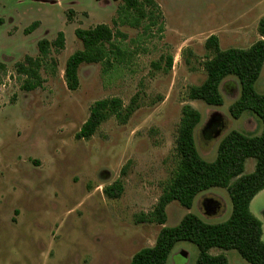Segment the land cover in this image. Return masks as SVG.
<instances>
[{
    "label": "rangeland",
    "instance_id": "obj_1",
    "mask_svg": "<svg viewBox=\"0 0 264 264\" xmlns=\"http://www.w3.org/2000/svg\"><path fill=\"white\" fill-rule=\"evenodd\" d=\"M153 2L155 8L146 5L135 24L137 16L123 11L120 0H0V264H128L137 251L154 245L162 227L176 226L187 214L208 224L230 216L227 192L212 188L197 195L190 209L167 205L162 226L141 219L175 172L185 105L200 113L194 138L207 162L230 131L260 134L255 115L233 119L229 113L239 96L235 78L220 84L218 107L189 100L188 90L205 79L207 38L216 36L221 50L246 49L262 39L264 0ZM101 24L114 35L109 63L80 65L78 87L71 91L64 69L82 49L75 30ZM59 33L63 48L52 45L42 57L38 42L52 43ZM26 57L42 61V82L32 91L16 72ZM254 89L264 94V65ZM113 98L121 101L122 116H109L90 139L77 140L93 103ZM127 109L132 112L124 120ZM254 166L247 159L244 174ZM117 181L121 196L107 198L103 189ZM206 200L218 203L215 214H205ZM250 211L262 223L264 241V190ZM209 253L222 254L228 264H248L234 250ZM197 256L195 245L179 242L166 264H195Z\"/></svg>",
    "mask_w": 264,
    "mask_h": 264
},
{
    "label": "trees",
    "instance_id": "obj_2",
    "mask_svg": "<svg viewBox=\"0 0 264 264\" xmlns=\"http://www.w3.org/2000/svg\"><path fill=\"white\" fill-rule=\"evenodd\" d=\"M99 1V0H97ZM123 11L134 13L135 24L145 17L146 5L155 8L153 0H120ZM145 3V4H144ZM3 20L0 18V27ZM32 25L29 30H33ZM258 34L262 38L249 48H229L221 50L216 36H210L204 47L210 53L202 63L204 81L188 90V99L200 101L207 106H221L223 99L219 92L220 84L227 77H233L239 85V96L229 107L233 119H239L244 112L255 115L261 123V132L257 136H248L232 130L218 143L216 157L207 162L198 153L194 130L199 124L200 113L190 105L181 111L175 138V172L162 190L152 212L142 215L143 222H166V207L177 202L181 207L190 209L197 195L212 188L224 189L231 202L228 219L218 224H208L192 214L185 215L174 227H162L152 247L137 251L128 264H166L174 246L179 242H188L198 249L195 264H228L225 256L211 255V249L234 250L248 264H264V241L262 223L250 211L253 198L264 190V94H258L254 84L259 79L264 65V20L258 24ZM76 38L82 49L68 57L64 77L69 90L78 87L77 71L82 64L109 63L111 41L114 37L106 25H97L91 29L75 30ZM63 48V34L59 33L52 43L47 40L38 42L39 54L45 57L51 46ZM41 59L26 57L16 64V72L25 77L23 88L32 91L39 87L42 79L39 74ZM171 59H168V67ZM4 65L0 63V71ZM123 108L119 99H104L93 103L88 119L75 135L77 140H88L109 116L121 117ZM132 110L127 109L124 120ZM247 159L255 161L254 170L244 174ZM123 192L120 181L103 189L109 199H118Z\"/></svg>",
    "mask_w": 264,
    "mask_h": 264
},
{
    "label": "water",
    "instance_id": "obj_3",
    "mask_svg": "<svg viewBox=\"0 0 264 264\" xmlns=\"http://www.w3.org/2000/svg\"><path fill=\"white\" fill-rule=\"evenodd\" d=\"M203 209L205 211V214L210 216V215L215 214L219 210V205L216 202L206 200L203 203Z\"/></svg>",
    "mask_w": 264,
    "mask_h": 264
}]
</instances>
